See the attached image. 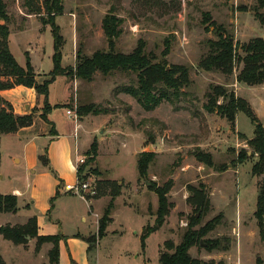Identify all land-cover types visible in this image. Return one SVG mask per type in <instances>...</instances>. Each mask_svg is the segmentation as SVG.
<instances>
[{"label": "rangeland", "instance_id": "rangeland-1", "mask_svg": "<svg viewBox=\"0 0 264 264\" xmlns=\"http://www.w3.org/2000/svg\"><path fill=\"white\" fill-rule=\"evenodd\" d=\"M5 1L10 16V49L23 66L26 53L29 54L36 79L43 83L50 78L49 72L53 69L54 38L51 26L44 23V19L47 20L45 5L49 0ZM59 1L63 10L54 19L65 40L62 66H75L79 50L92 55L96 50L109 49L113 42L115 51L130 53L139 40H144L146 52L154 56V60L162 58L169 44L167 62L188 66L191 84L184 89L188 96L178 100L177 105L165 101L153 110H145L125 90L137 85L136 73L116 71L103 75L98 71L91 81L69 74L59 75L51 83L48 96L50 106H57L53 114L48 115L51 123L43 117L44 98L34 88L35 98L16 89L23 85L0 90V95L16 114H32L33 124L39 128L55 126L61 133L69 134L73 120L82 122L84 128H80L79 136L88 145L79 150V156L84 158L81 165L91 158L88 154L94 155L93 162H88L82 173L85 176L82 181L89 185L81 192L84 196L67 191L78 197H71L69 207L59 211L62 215L59 225L54 224L44 231L61 233L64 230L77 234L91 229L92 233L86 237L92 239L90 257L94 264H159L161 252L166 250L165 241L180 243L194 217L199 221L193 229L209 222L213 227L205 233L201 244L190 249L192 257L214 264H257L258 258L264 263V239L260 235V221L255 216L264 175L252 173L257 155L244 163L236 162L241 148L251 154L247 139L254 136L256 123L240 110L233 125L220 114L208 112L204 106L211 87L223 85L236 96L245 98L264 125L261 95L264 83L251 86L237 82L241 68L238 64L231 75L205 71L199 66L209 50V40L217 38L214 28L209 29L208 24L203 23V14L209 12L235 41L247 42L256 36L264 38V26L254 12L257 0ZM38 7L40 9L36 10ZM110 11L122 20V32L112 40L102 27L103 18ZM222 101L220 98L219 103ZM85 104L97 105L100 113L83 117L77 114V120L69 117L66 109L77 111L78 106ZM24 128L16 134L23 136ZM11 135L14 133L0 135V193L9 194L19 186L29 194L27 184L31 182L22 169L24 163L15 161L22 157L25 142L15 141ZM70 140H74V136ZM94 142L98 148L95 154L90 151ZM198 149L210 152L215 167L196 158L194 153ZM142 152L154 154L146 178L140 177L137 165ZM93 169L100 174L86 175ZM101 179L117 181L122 190L114 201L113 220L100 236L99 224L111 200L109 195L96 194ZM169 182L167 198L172 207L164 226L154 230L159 206L155 189ZM189 186L205 187L210 200L207 210H198L188 201ZM30 205L28 195L18 199L17 212H0V226L26 225L36 216ZM82 213L90 216L93 223L83 222ZM148 233L143 249L142 235ZM205 240H218L220 246L209 250ZM53 248L52 241L42 242L37 236L27 234L26 242L15 244L0 234V264H56L49 256Z\"/></svg>", "mask_w": 264, "mask_h": 264}, {"label": "trees", "instance_id": "trees-1", "mask_svg": "<svg viewBox=\"0 0 264 264\" xmlns=\"http://www.w3.org/2000/svg\"><path fill=\"white\" fill-rule=\"evenodd\" d=\"M59 2V0H49L45 5L47 20L44 19V23L51 26L54 38L53 69L49 72L50 78L45 79L43 83H39L36 79L35 69L31 63L29 54L26 53V65L23 66L17 61L10 49V29L8 27L10 16L7 10V2L0 0V90L10 89L15 85L34 88L37 94L44 98L45 112L43 117L49 123L51 121L48 115L53 109L48 101L50 85L56 80L57 76L64 74L91 81L98 71L103 75H111L116 71L136 73L137 85H131L125 88V90L134 96L145 110H153L165 101L175 106L178 100L188 96V93L184 89L191 84L189 67L167 62L166 55L170 51L169 44L166 45L160 60H154V56L146 52L145 41L139 40L138 45L130 53L115 51L113 42H110L109 49L96 50L92 55H85L79 50L76 55L75 66H62V48L65 40L63 34H61L60 26L54 19L63 10ZM257 2V7L254 8L255 16L264 26V0H257ZM39 9V7L36 8V10ZM36 12L39 13V11ZM121 23L122 20L113 11L105 15L102 27L109 40L120 36L122 32L120 28ZM203 23L208 24L207 27L209 29L211 27L214 28L217 38L209 40V50L199 61L200 68L205 71H221L225 75H231L238 64L241 65V68L236 76L237 82L251 86L262 85L264 83V38L256 36L247 42L235 41L233 35L228 33L222 24H217L209 12L203 14ZM168 66H170L169 69ZM206 97L208 101L204 106L208 112L218 113L235 125L236 113L241 110L256 123L254 136L247 139L248 145L251 147V154L248 153L246 148H241L236 162L244 163L257 155V160L252 165V173L256 176L264 175V125L253 111L250 103L245 98L236 96L234 91H229L223 85L212 86ZM220 98L223 99L221 103H219ZM54 108H57V106ZM90 113L99 114L100 109L95 104H85L77 107V114L81 117ZM33 122L34 116L32 114H16L11 104L6 102L0 95V135L16 133L21 128L31 126ZM53 128L51 130L52 134L55 133V129ZM97 149V143L94 142L90 151L95 154ZM46 154L47 152L41 155L40 159L47 164L48 159ZM194 154L200 162L209 167H215L210 152L198 149ZM88 157L91 158L77 169L80 180L85 178L82 173L87 163L93 162L94 155L92 156L90 153ZM153 158L154 154L150 152H142L140 154L137 161L140 177L146 178L147 169ZM219 169L223 170L224 167H219ZM95 171V169L87 171L86 175ZM170 188L171 182L155 189L159 198V206L156 211L154 230L160 228L165 223L170 213L172 203L167 198ZM121 190L122 185L110 179H101L96 186V194L98 196L109 195L111 197L99 224L100 236L104 234L106 227L113 220L111 213L114 208V201L121 194ZM188 190L190 192L188 201L195 205L198 210H207L209 208L210 200L205 187L200 186V188H196L189 186ZM17 211L18 197L15 194L0 193V212ZM255 216L260 221V235L264 239V182L259 187ZM198 221L194 217L191 219L190 226L184 233L180 243L175 244L171 240L165 241L166 250L161 252L159 264H214L212 261L206 262L194 258L190 254V249L195 245L201 244V239L205 233L213 227V224L209 222L199 229H193L194 225L198 224ZM0 234L15 244L26 242L27 234L32 237L37 236L39 241L42 242L52 241L54 248L50 251V260L59 264L60 241L64 236L62 234L39 235L36 216L29 219L26 225L0 226ZM148 235L149 233L142 235L143 249H145V238ZM80 237H83L89 243V250H91L92 239L82 235ZM205 243L209 250L220 246L218 240H205ZM257 264H264L263 260L258 258Z\"/></svg>", "mask_w": 264, "mask_h": 264}, {"label": "crops", "instance_id": "crops-1", "mask_svg": "<svg viewBox=\"0 0 264 264\" xmlns=\"http://www.w3.org/2000/svg\"><path fill=\"white\" fill-rule=\"evenodd\" d=\"M16 89H20V92L26 91L30 98L32 95H34L35 98L33 88L20 86ZM261 95L262 102L264 103V90ZM30 98H28V100H30ZM16 110L18 111V109ZM54 110L53 108L49 117L53 114ZM257 117L260 118L259 116ZM73 122L74 125L69 134L66 132L61 133L55 126L53 128L55 129V133L52 134V128L48 125H43L39 128L32 124L23 129V136L17 135L16 133H14V136L11 135L15 141L21 143L25 142L23 145L22 157L15 159V161L17 163L23 161L24 164L22 165V169L27 173L28 180L31 183L27 184L29 194H27V189L24 190L19 186L14 187L9 194L17 195L18 199L25 195L30 197V204H32L30 205V210L34 211L33 215L37 217L38 232L40 235L62 234L64 236L60 241L59 264H94L90 257L91 252L89 250V243L86 242L83 237H80V235H90V233H92L91 229L86 233L78 232L77 234H68V232H65L63 229L61 233H57V231L56 233H54V231H44L51 228L54 224L59 225L58 222L62 216L59 211L67 209L70 205L69 199L77 196L69 195L63 186L64 184H75L77 182L78 172L76 168V156L79 154L80 148L88 145V143L79 136L80 128H84L83 123L80 121V125L78 120H73ZM19 133L21 134L23 132ZM73 136L74 140H70V137L73 138ZM46 152L48 159L47 164L40 159V156L44 155ZM85 202L88 205V202ZM90 216H92L91 213ZM90 216L82 213L81 220L86 222V224L87 222L92 224L93 220H90ZM90 224L88 223L87 226ZM165 240L166 238L164 241ZM77 260L79 263H77Z\"/></svg>", "mask_w": 264, "mask_h": 264}, {"label": "built area", "instance_id": "built-area-1", "mask_svg": "<svg viewBox=\"0 0 264 264\" xmlns=\"http://www.w3.org/2000/svg\"><path fill=\"white\" fill-rule=\"evenodd\" d=\"M67 114L69 116H71L72 118H74L75 120H77V111H73L71 109L67 110ZM84 162V158L79 156V154H77L76 156V168L78 169V167ZM88 183L87 182H83L82 180H80L78 178L77 182L75 184H64V188L67 191H73L77 194H79L78 196H81V198L84 196L81 192L83 190H85L86 188H88ZM95 193V191H94ZM86 196V195H85Z\"/></svg>", "mask_w": 264, "mask_h": 264}, {"label": "water", "instance_id": "water-1", "mask_svg": "<svg viewBox=\"0 0 264 264\" xmlns=\"http://www.w3.org/2000/svg\"><path fill=\"white\" fill-rule=\"evenodd\" d=\"M110 51H111V50H110ZM162 64H164V63L162 62ZM169 68H170V66H168V69H169ZM147 184H150V182L147 181Z\"/></svg>", "mask_w": 264, "mask_h": 264}]
</instances>
